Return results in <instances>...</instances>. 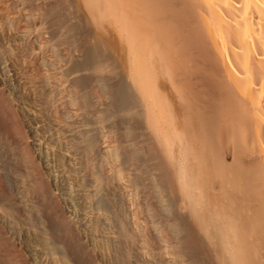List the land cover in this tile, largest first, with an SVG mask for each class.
<instances>
[{"label":"bare ground","instance_id":"6f19581e","mask_svg":"<svg viewBox=\"0 0 264 264\" xmlns=\"http://www.w3.org/2000/svg\"><path fill=\"white\" fill-rule=\"evenodd\" d=\"M62 5L67 23L74 26L80 15L101 49L86 61L70 57V64L84 60L75 71L96 76L76 73L79 88L92 81L88 98L69 90L76 106L90 100L94 108L91 127L73 138L85 144L97 186L123 182L114 187L128 211L119 203L113 210L131 245L123 264H264V0H0V136L15 150L22 180L34 179L33 190L39 185L53 208L65 211L58 154L46 142L40 105L48 99L55 116L61 114L69 93L55 75L58 57L42 55L53 46L36 28ZM118 114L123 137L114 145L103 125ZM139 177L152 187L144 189L142 181L144 191L156 193L140 207L151 224L132 211ZM1 215L0 241L19 248L30 264Z\"/></svg>","mask_w":264,"mask_h":264},{"label":"rangeland","instance_id":"374dc122","mask_svg":"<svg viewBox=\"0 0 264 264\" xmlns=\"http://www.w3.org/2000/svg\"><path fill=\"white\" fill-rule=\"evenodd\" d=\"M59 13H60V15H59ZM66 13H67V10L62 5L61 8L58 9V12L56 11L54 13V15L52 16V18L48 19L49 22L46 20H43V22L41 23L42 26L39 23H37L36 28L39 30L38 34L41 35V39H43V42L47 41V44H49L50 46L51 45L53 46V47H49V48L46 47L45 48L46 53H44V51H42V50H40V51L43 52L42 55L43 54L44 55L49 54L50 56L49 55L48 56L46 55V56L49 58H53V60L58 57L56 60H54L56 62V65H57L56 70H54V71L58 73V74L56 73L55 75L56 76L59 75L58 77L63 78V79H61V80H63V84L61 82V86L63 85L62 89L63 88L65 89V94H66V90H67V93H69V95L67 97H66L67 94L64 95L65 99L63 98L64 100L62 101V103L65 101L64 102L65 104L63 103L64 105L62 106V103H60L61 104V107H60L61 108L60 109L61 114L59 111L58 114H56V116H55V113L53 112V109L51 108V103L49 105L50 101H46L48 99H46V100L43 99V101H42L43 103H41L40 108L42 109L41 112L43 113V114L41 113L42 121L45 122V123L43 122V124H42L43 127L45 126L44 135H45V133L46 134L48 133V135H49V136L47 135V138L45 135V138L47 139L46 142H49L50 143V144L48 143L49 148L52 150L54 149V151L56 150L55 153H56V155L58 154L57 155L58 161H56L57 163H55V165L57 167V171L62 174L61 175V186H60L61 188L60 189L62 191L63 197L68 200L67 210L73 211L74 213L71 212V214L74 215V217L72 215H70V213H68L67 210L64 211L62 209V207L59 208L60 206L57 209L53 208L54 204L53 205H51V204L54 201L53 202L51 201L52 203L49 202L50 200H48L45 197V195L41 193L39 185H38V187L36 186L37 187L36 190H33V189H35L34 188L35 184H33L34 179H32L33 177H31V179H32V180L30 179L31 181L24 182L22 180L23 178L19 175V171L22 170V167H19L20 165L16 162L17 161L16 160V152H15V150H13L9 146L10 142L7 139H4L3 136H0V185H1L0 188L1 187L3 188V189L2 188L0 189V194H1L0 195V213L3 215V216L2 215L1 216L5 220V223H6L5 226L7 225V230H6L7 234L9 236L14 237L17 242H18L17 239L21 240L22 245L24 247L23 249L25 251L24 256L30 264H123L127 260L126 259L127 256L125 255L126 254V248H124V247H126L127 244H128V246H131V245H130V241L128 240V238L126 239L124 236H121L120 227H118L119 225L117 226V222H115V219L117 217L113 211L116 209L117 205L119 206V204H120L121 207H124L127 203L126 201H124L127 198H123V195L121 194V191L118 188H117L119 190L118 193L120 192L119 194L122 195V197L120 195H117L118 193H117V189H116V186H117L116 184H118V186H119L123 182L122 183L120 182L121 184H119V182L117 181L118 183L112 184V187H114V185H116L114 188H112L110 185L97 186L96 184H98V183L93 180V178L91 177L92 174H91L90 168H88L89 167L88 162H90V157H89V160H86L87 159L86 153H85L86 150L83 147L85 144L82 145L81 144L82 142L78 141L75 137L73 138V135L75 132L79 131L80 129L83 130L82 128L88 129L89 127H91L93 116H94V115H92L94 112V108L92 109L91 102H90V104L88 103L90 101L89 99H88L89 101L86 103V105L82 106V104H81V105L76 106L77 104L75 105V103L78 101V98L76 97V95H74L75 93L70 92V91H71V88L73 89L74 87H76L79 91L80 96L85 95V99L88 98V96H89L88 94L90 92L89 90H90V87L92 85L91 83H92V81H94L93 78L96 76L94 74H91L90 71H88V72L81 71V73H78L77 72L79 70L78 67L80 68L81 63L84 60L86 61L87 57H91L95 53L101 52V49L99 50V49L95 48L93 46V44L91 43L92 38L89 36L90 34H89V31H87L88 29L87 30L85 29L86 28V25L84 26L85 22L83 21V19L80 20V18H81L80 15L74 14V18H76V16H78V17L76 19H74L76 24L74 26H71L70 24H68V23H70V22H68V20H69L68 18H70V16ZM64 15H66V16H64ZM63 16L65 17V19ZM66 28H75V31L74 32L71 31V34H68L66 32H69V31H66V30H68ZM38 30H35V31L37 32ZM61 31L63 33H61ZM76 31L77 32L80 31L79 32L80 35H76L77 34ZM74 33H76V34H74ZM69 35H71L73 37L70 38ZM69 39H70V41H69ZM71 45H72V47H70ZM84 49H87V50H84ZM97 50H98V52H97ZM36 51H38V49ZM60 51H61V53L66 54L65 58H64V54L59 53ZM55 54L57 56H52ZM80 54L83 55V57H84L83 61H79V62H81L80 64H77L78 62L76 63L75 61H73V63L71 62L72 64L69 63L70 57H72V56L78 57V56H81ZM62 55H63V58H62ZM85 56H87V57H85ZM66 57L68 59H66ZM57 62H59V63H57ZM90 62L91 61H89V63ZM72 65L75 66V68ZM50 68H52V67H50ZM76 69H78V70L75 71ZM49 70L50 69L48 68V71ZM52 70H50L51 73L54 72V71L52 72ZM82 72H83V74H85V73L86 74L83 75ZM76 73L85 76L86 79L92 80V81L88 80V86L89 87L86 85L87 88H86V86L83 89H82V87L79 88L80 87L79 84L77 83V81H75L76 80L75 76L77 75ZM73 74H75V75H73ZM90 75H92L94 77H90ZM67 79H68V81H67ZM69 81H70V83H69ZM75 83H77V84H75ZM93 84L95 87V83H93ZM83 85H84V83H83ZM63 92L64 91H62V93ZM74 101H75V103H74ZM71 102H73V103L71 104ZM44 103H45V105H43ZM42 105H43V107H42ZM46 105H47V109H46ZM48 106H50V107H48ZM64 106L66 109L63 108ZM88 107L90 110L88 109ZM63 109L65 111L67 110V112H63L64 111ZM51 110H52V112H51ZM49 113H51L50 115L53 117L49 116ZM53 113H54V115H53ZM67 113H69L70 116L67 115ZM62 114L63 115L65 114V115L62 116ZM43 117H45L46 120L45 119L43 120ZM120 117H121V119H119ZM51 118L53 119V121L55 120V118L57 119V120H55L54 124H53ZM116 118H115V120L112 119L113 122L108 121V124L105 123L103 125V127H105L104 128L105 131L110 130L113 132L112 143L115 141L113 143L114 145L118 144L119 141H122V137H123V134L121 135V133L123 132V129H121V126H120V123L123 122L122 116H120V114H118ZM57 121H59V123ZM114 121H115V123H114ZM117 123H119V124H117ZM51 124H53L52 126H54L55 124L57 125V126H54L55 129H53ZM106 124L108 126H106ZM109 125H111V126H109ZM113 126H114V128H113ZM107 127H108V129H106ZM56 129H58V130H56ZM114 129L117 131H115ZM45 130H46V132H45ZM47 130H48V132H47ZM118 130H120V131H118ZM51 135L54 137H52ZM1 138L3 139V141ZM120 138H121V140H120ZM4 140H5V142H4ZM61 152L62 153L65 152V153L62 154ZM67 152H68V154H67ZM69 153H71V156L74 155V159H73V157L70 156ZM69 156L71 158H68ZM70 160H71V162H69ZM71 163H72V165H71ZM77 163L79 166L77 165ZM19 168H21V170H19ZM83 170H84V172H83ZM114 172L116 173V170ZM76 173H78V174H76ZM79 174H80V176H79ZM139 174H141V173H139ZM19 178L21 180H19ZM141 179H142V177H141ZM141 179L139 177L140 188H142V187L144 188V186H145L144 189H146L147 186H150L149 185L150 182L147 181L149 183V184H147L146 181H144L145 179H142V180ZM123 181H125V180H123ZM142 181H144L147 185H145V183L143 182L144 186H142L141 185ZM20 182H22V183H20ZM77 185H79V186H77ZM131 185H133V184H131ZM120 187L122 188V186H120ZM133 187L135 188V186H133ZM133 187H132V189H133ZM25 188H27V189H25ZM98 189H99V191H98ZM114 189H116V191ZM127 189L128 190H127V192H125V195H128L127 193L129 192V189H130V191L132 190L131 187H129ZM142 189H140L136 193V194H138L139 197L136 198L135 201L137 204H135V203L133 204V207H132L133 210L132 211H135L133 213H136L135 216L138 219V221L141 220V222H144L146 220L147 222H149L150 219H147L149 216H146L147 212H145V209H143V208L146 205V202L148 205H149L148 201H150V203H151V200H150L151 197H149V196L152 195V198H154V197H156V193L153 192L150 194L149 193L150 191H148V193H147V191H144V189L143 190ZM147 189L148 190L151 189V192H152L151 186L148 187ZM134 190H133V192H136ZM3 191L5 193H3ZM110 191L113 193H111ZM114 193L116 195L113 196ZM131 193H132V191H131ZM154 194H155V196H154ZM129 195H130V192H129ZM146 195H148V198L146 197ZM5 196H7V198ZM115 196H116V198H114ZM144 196L146 197L147 200L145 199ZM119 197H121L123 199L120 198V200H119L118 199ZM111 199H113V200H111ZM141 199H143V200H141ZM154 199H156V198H154ZM154 199H152V201ZM118 201H121V202H118ZM143 202H144V204H143ZM60 203L62 204L61 199H60ZM116 203H119V204H116ZM152 203L156 204V202H152ZM134 205H136V206H134ZM142 205H144V206H142ZM49 206H50V208H49ZM141 206L143 207L142 209L146 213L145 214L142 211L143 212L142 215H144V216H142L141 215L142 212H140ZM19 208H20V210H19ZM124 208H125V212H127L128 211L127 207L125 206ZM63 212L65 215L67 214V216L70 215L69 216L70 219L67 216H64V214H62ZM51 217H53V218H51ZM64 218H66V219H64ZM71 219H73V223L75 225L72 222H70ZM137 219H135V220L137 221ZM154 221H156V220H154ZM154 221L152 223H154ZM157 221H159V220H157ZM3 224L4 223L2 222V226H3ZM49 235H50V237H49ZM47 237L50 240H48ZM126 240L128 242H126ZM0 244L2 245V246L0 245V264H9V263L10 264H26L24 257L22 256V254H20L19 248H15V249L12 247L9 248V246H7L4 242H1ZM137 246H138V248L140 247L139 244L136 243V246L135 245L132 246L133 247L132 250L135 251L134 252L135 256H137V259H139V258H141V255H139L140 254L139 251H140L141 247L138 249ZM13 253H14V255H13ZM18 257H20V258H18ZM69 261H70V263H69Z\"/></svg>","mask_w":264,"mask_h":264}]
</instances>
